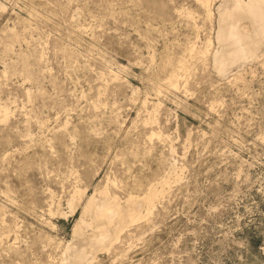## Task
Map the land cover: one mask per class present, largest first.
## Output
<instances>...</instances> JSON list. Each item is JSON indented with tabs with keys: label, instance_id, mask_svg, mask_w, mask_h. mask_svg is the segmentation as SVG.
I'll return each instance as SVG.
<instances>
[{
	"label": "rangeland",
	"instance_id": "1",
	"mask_svg": "<svg viewBox=\"0 0 264 264\" xmlns=\"http://www.w3.org/2000/svg\"><path fill=\"white\" fill-rule=\"evenodd\" d=\"M0 2V101L11 108L0 117V264H57L61 245L84 244L72 238L74 186L138 194L174 161L182 171L150 219L89 264H264V58L232 80L194 56L176 89L169 70L213 36L194 0ZM145 97L160 102L156 123ZM152 129L170 135L174 157ZM52 198L65 216L47 212Z\"/></svg>",
	"mask_w": 264,
	"mask_h": 264
},
{
	"label": "bare ground",
	"instance_id": "2",
	"mask_svg": "<svg viewBox=\"0 0 264 264\" xmlns=\"http://www.w3.org/2000/svg\"><path fill=\"white\" fill-rule=\"evenodd\" d=\"M194 3L203 11V19L210 21V31L213 33L212 37L215 39V44L211 40V36L201 42V45H197V41L194 40L195 42H192L189 47L187 46L188 53L179 56L177 64L169 70L163 83L168 87L178 89L182 76L187 81L186 75L190 71V59L194 56L200 58V60L205 59V62H208L218 72V75L225 76L226 74L227 76L224 78L232 76V80L241 79L240 71L242 70L240 69L248 61L264 58V0H194ZM184 8H181L179 13H184L185 16L195 21L196 16L193 11ZM0 9H5L1 2ZM195 27L200 28L197 24ZM163 63L164 65L170 63L169 57H165ZM113 65L121 71L127 69V66L123 64L115 63ZM234 69H236V72H233ZM3 73L6 74V69ZM111 73L115 79L119 78L114 68L111 69ZM161 86V82L156 86L154 85L158 92L161 91ZM133 91H136V89H133ZM27 94H31L29 90H27ZM146 99L145 97L143 100L144 111L149 116L150 122L156 123L158 119L155 112L159 110L160 102L151 103V108H149L146 106ZM10 114L11 108L9 105L0 101L1 121H6ZM43 123L44 120L40 122L41 125ZM64 124L66 125L67 121ZM150 131V140L156 137L169 142L170 153L174 157L173 154H176V148L170 135L162 130L152 129ZM27 135L28 132L24 136ZM181 171L182 168L178 167L174 161L170 170L162 174L156 181L148 183L149 185L144 191L138 194L130 192L125 197L123 196L124 198L111 191L107 184L100 188L95 187L92 192H88V188L81 189L74 186L66 199L70 214L74 215L80 211L72 228V238H80L84 244L78 245L67 242L61 245L57 264H89L95 260L98 252L115 247V244L123 238L122 234L129 232L130 227L143 221L147 222L150 219L156 202L167 193V189L170 187V179L172 176L179 177ZM107 179L108 183L109 178ZM51 195L53 196V192H51ZM60 206V202L58 200L54 201L52 198L48 204L47 212L50 215L65 216L66 213L61 210ZM0 213L4 214L2 211ZM2 222H6L5 218L2 219ZM17 237L16 235L15 241ZM15 241L11 245L16 244Z\"/></svg>",
	"mask_w": 264,
	"mask_h": 264
}]
</instances>
